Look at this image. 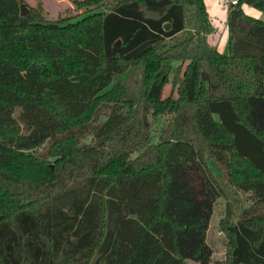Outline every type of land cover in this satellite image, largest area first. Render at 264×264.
I'll use <instances>...</instances> for the list:
<instances>
[{"label": "trees", "instance_id": "trees-1", "mask_svg": "<svg viewBox=\"0 0 264 264\" xmlns=\"http://www.w3.org/2000/svg\"><path fill=\"white\" fill-rule=\"evenodd\" d=\"M22 3L0 0V264H209L217 200L264 207V21L243 10L264 0L229 4L228 54L204 0ZM232 216L227 264H264V214Z\"/></svg>", "mask_w": 264, "mask_h": 264}, {"label": "rangeland", "instance_id": "rangeland-1", "mask_svg": "<svg viewBox=\"0 0 264 264\" xmlns=\"http://www.w3.org/2000/svg\"><path fill=\"white\" fill-rule=\"evenodd\" d=\"M85 0H23V5L30 10L38 11L45 21H56L59 18L75 19L83 16L93 10L108 11L110 5L108 4H85ZM230 2L232 0H229ZM21 4V5H22ZM227 6V4H225ZM27 13V14H28ZM252 17L264 21V12L253 11ZM225 19V18H224ZM209 21L211 24V32L207 34V41L213 47L216 46L217 50L222 54H228V41L227 37L224 35L227 29L226 20H212L209 16ZM192 30L191 17L188 14L187 29L181 36L190 34ZM210 34V39L209 35ZM225 36V37H224ZM212 38V39H211ZM220 43V44H219ZM179 61H173L172 65H178ZM186 61L182 63L180 71H182ZM172 78V75H171ZM173 92L171 81L163 89V97ZM18 109L14 112V117L19 122ZM148 123H151L152 127V142H156L158 132L166 123V116L158 118L156 121L152 120L150 114L148 113L145 117ZM90 138H87L88 141ZM230 212L233 214V220L245 218L247 215L254 216L263 215L264 207L260 204L257 205L253 199L247 193H242L239 191L231 190L228 199L219 198L214 204L213 213L210 218L209 226L206 232V241L212 249L211 259L209 264H227V238L225 233L221 229V222L225 218L226 214ZM190 264H199L193 261H189Z\"/></svg>", "mask_w": 264, "mask_h": 264}, {"label": "crops", "instance_id": "crops-1", "mask_svg": "<svg viewBox=\"0 0 264 264\" xmlns=\"http://www.w3.org/2000/svg\"><path fill=\"white\" fill-rule=\"evenodd\" d=\"M204 1H205L207 12L212 20L218 19L220 21L223 19V20H226L227 22V10H228L229 4H231L229 0H204ZM225 4H227V6H225ZM243 10L246 14H249L251 16L252 12L255 11L256 9L245 5L243 6ZM224 35L228 39V29H226V33ZM208 36L210 39V34Z\"/></svg>", "mask_w": 264, "mask_h": 264}, {"label": "water", "instance_id": "water-1", "mask_svg": "<svg viewBox=\"0 0 264 264\" xmlns=\"http://www.w3.org/2000/svg\"><path fill=\"white\" fill-rule=\"evenodd\" d=\"M27 13H28V9L22 4V5L20 6V15H21V16H25ZM163 28H164L165 30H168V29L170 28V23H165V24L163 25Z\"/></svg>", "mask_w": 264, "mask_h": 264}, {"label": "built area", "instance_id": "built-area-1", "mask_svg": "<svg viewBox=\"0 0 264 264\" xmlns=\"http://www.w3.org/2000/svg\"><path fill=\"white\" fill-rule=\"evenodd\" d=\"M231 3H232V4H235V3H236V0H232Z\"/></svg>", "mask_w": 264, "mask_h": 264}]
</instances>
